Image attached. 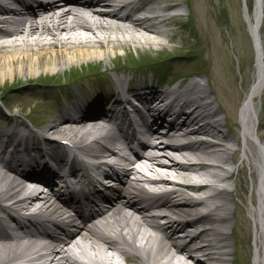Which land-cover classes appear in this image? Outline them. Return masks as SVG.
<instances>
[{
    "label": "bare ground",
    "instance_id": "bare-ground-1",
    "mask_svg": "<svg viewBox=\"0 0 264 264\" xmlns=\"http://www.w3.org/2000/svg\"><path fill=\"white\" fill-rule=\"evenodd\" d=\"M105 1L57 0L17 8L0 4V88L6 80L14 83L25 77L29 82L43 73L56 81L64 67L118 60L119 46L163 49L166 41L175 42L169 27L178 23L184 29L185 21L181 15L162 18L157 7L183 10L186 6L193 22L205 28V0L125 2L127 12ZM141 11L149 14L138 17ZM263 13L264 0H255L253 12L243 14L255 41L257 71L240 110L239 95L227 91L219 64L211 60L205 82L195 78L173 91L146 84L130 90L124 68L115 69L108 87L84 75L85 82L68 87L73 103H66L64 111L40 130L2 113L7 124L0 125V228L7 231L0 234V264H70L76 249L98 253L104 264H264V121L259 119L258 126L254 121V98L262 97L264 90L259 34ZM123 92L149 109L155 101L167 108L156 113L157 131L148 130L138 156L121 158L123 170L112 198L105 197L97 211L86 217L53 192L36 185L26 189L20 178L23 170L13 166L6 153L12 150L18 158L26 154L31 172L38 161H62L61 154L73 149L91 156L115 155L120 149L110 146L118 139L110 125L115 120L104 108L112 101L128 105L129 99L120 95ZM2 96L25 99L38 111L61 105L49 89L31 86ZM16 105L23 111L24 103ZM13 121L19 126L10 127ZM179 136L190 140V152L171 143ZM41 171L49 182L57 176L45 164ZM174 177L205 182L189 183L198 193L189 197ZM145 179L174 187L144 199L141 182ZM161 218H165L162 223ZM210 233L219 236L225 247L221 263L192 246Z\"/></svg>",
    "mask_w": 264,
    "mask_h": 264
},
{
    "label": "rangeland",
    "instance_id": "rangeland-1",
    "mask_svg": "<svg viewBox=\"0 0 264 264\" xmlns=\"http://www.w3.org/2000/svg\"><path fill=\"white\" fill-rule=\"evenodd\" d=\"M254 1L245 0L243 5L241 0H205V7H202V11L206 14L203 18L204 30H201L193 22L192 15H189L186 6H183L185 28L183 29L180 24L170 26V31L174 32L176 36L175 42L166 41V46L163 49L155 47L148 49L145 45L135 47L129 44L116 49L115 54L120 56L117 61L112 57L107 62H93L94 64L87 65L74 64L72 67H64L65 70H62L66 75L64 74V76L62 70H59L57 73L59 78L56 81H52L53 78L46 77L43 73L32 77L29 82L25 77H20L14 83L6 80L3 87L0 88V113L3 112L8 118H17L16 120L19 122H26L31 128L34 124L38 129H41L46 127L51 119L59 113L55 110V105H51L48 110L45 107L38 111L33 108L32 102L18 98L13 100L7 97L3 98L2 95L15 94L17 91L31 86L37 90L49 89L52 94H56L59 102H63L62 94H66L70 87L75 86L76 82L72 84L69 83L70 81H74L82 75L92 76L97 73L113 78L116 76L115 68L116 70L122 68L133 70L138 63L143 64L139 70L143 72L144 77L139 83L149 81L152 73L155 72L164 73L166 80L174 81L179 78L182 81L183 79L180 78L183 77L186 78V82L195 78H200L205 82L211 60L219 64V77L221 81L227 83V91L231 95H239L240 110L243 98L249 92L257 71V53L243 15L244 10L253 12ZM259 34L261 61L264 68V13ZM91 69L94 71H90V74L87 75ZM129 77V74L123 76L125 80ZM62 81L66 84H61ZM25 95L29 97V93L26 92ZM210 96L214 98V95ZM19 102L24 103L23 111L18 110L16 104ZM214 103L217 102L214 100ZM254 104L256 105L254 121L258 126L259 119L264 121V90L262 97L254 98ZM224 115L220 112L221 117ZM6 124V119L4 122L0 121V125L6 126ZM18 126L19 123L16 124L14 121L10 124V127Z\"/></svg>",
    "mask_w": 264,
    "mask_h": 264
}]
</instances>
